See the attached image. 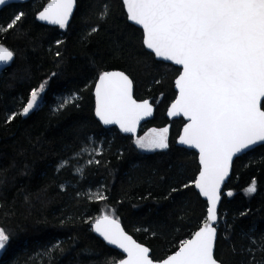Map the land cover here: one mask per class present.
<instances>
[{
    "label": "trees",
    "instance_id": "obj_1",
    "mask_svg": "<svg viewBox=\"0 0 264 264\" xmlns=\"http://www.w3.org/2000/svg\"><path fill=\"white\" fill-rule=\"evenodd\" d=\"M48 1L0 11V26L23 14L0 33V43L14 53L0 75V228L9 234L0 264H118L123 255L93 228L105 213L162 261L203 225L208 208L195 189L197 154L176 146L184 121L166 117L180 70L145 49L143 32L128 22L121 0H77L65 28L39 22ZM112 70L125 72L135 98L155 107L140 136L151 126L171 125L167 148L140 149L133 137L97 121L95 84ZM42 83L40 106L7 122ZM68 97L73 102L60 107ZM253 180L256 191L249 195ZM96 192L107 199L90 198ZM217 231L221 264H264V145L235 160Z\"/></svg>",
    "mask_w": 264,
    "mask_h": 264
},
{
    "label": "snow or ice",
    "instance_id": "obj_2",
    "mask_svg": "<svg viewBox=\"0 0 264 264\" xmlns=\"http://www.w3.org/2000/svg\"><path fill=\"white\" fill-rule=\"evenodd\" d=\"M75 2L49 0L38 18L65 28ZM6 3L0 0V6ZM123 4L128 18L142 26L146 47L157 57L182 66L175 81L179 96L169 115L182 114L190 121L179 142L199 149L202 167L195 186L209 206L199 230L180 241L179 250L162 261H154L150 249L125 232L113 214L95 219L94 231L127 254L118 264H221L214 255L221 185L233 157L264 142V0H123ZM22 15L0 26V33L14 28ZM107 15L105 5L101 19ZM13 57L14 53L0 43V64L10 63ZM132 84L124 72H104L95 88L97 117L105 125H119L126 133H135L140 121L153 111L148 100L133 98ZM44 90V83L33 89L26 105L7 122L17 115L27 116L37 107ZM73 100L65 98L60 107ZM167 132V128L153 129L135 143L149 151L167 148ZM67 163L62 162L61 167ZM245 191L249 195L256 191L255 180ZM90 198L107 199L102 192ZM8 241L9 234L0 228V250Z\"/></svg>",
    "mask_w": 264,
    "mask_h": 264
},
{
    "label": "water",
    "instance_id": "obj_3",
    "mask_svg": "<svg viewBox=\"0 0 264 264\" xmlns=\"http://www.w3.org/2000/svg\"><path fill=\"white\" fill-rule=\"evenodd\" d=\"M30 1H31V0H7V3H6L5 5L0 6V11H2V10H3L4 8H6L7 6L14 5V4H26V3H29ZM48 2H49V1H48ZM48 2L43 6V8H42L41 11H43V9L47 6ZM121 2H122V4H123V0H121ZM123 6H124V9H125V12H126V15H127L128 22H129L131 25L135 26L136 28L140 29V30L143 32V43H144V31H143L142 26L136 24L135 22L131 21V20L128 18V13H127L126 6H125L124 4H123ZM76 10H77V0H76V2H75L74 8H73V12H72L71 17L69 18V21H68L67 26L71 23V21H72V19H73V17H74V14H75V12H76ZM41 11H40V12H41ZM40 12H39V13H40ZM38 15H39V14H38ZM38 20H39V22H40L41 24H43V25H45V26L60 27L59 25L49 23L48 21H42V20H40L39 18H38ZM144 47H145V49H146L149 53H151V54L154 55V57H155V59H156L157 61H159V62H163V63H165V64L173 65L174 67H176V68H178V69L180 70L179 75L181 74V72H182V66H181V65H176L173 61H169V60H165V59H163V58H161V57H157V56L155 55V53H154L151 49H148V48L146 47L145 44H144ZM13 60H14V57H13ZM13 60H12L10 63H8V64H0V75H1L6 69H8V68L11 66ZM107 72H123V71H120V70H112V71H107ZM124 73H125V72H124ZM125 74H126V73H125ZM126 75H127V74H126ZM179 75L177 76V78L175 79V81L178 79ZM127 76H128V75H127ZM128 77H129V76H128ZM129 79H131V78L129 77ZM131 80H132V79H131ZM98 81H99V78H98V80H97V82H96V84H95V88H96V85H97ZM132 82H133V80H132ZM95 88H94V95H95ZM174 90H175V92H176V97H175L174 101L170 104V106L168 107L167 112H166V117H167V119H168L170 122L175 121V120H180V119H182V120L184 121V125H183V127H182V129H181V132H180V134H179V136H178V138H177V140H176V146L179 147V148H183V149H186V150H190V151L195 152V153L197 154V156H198V162H199L200 171H201V167H202V166H201L200 161H199V155H200V154H199V149H197V148H195V147H192V146H190V145L182 144V143L179 142V141H180V137L183 135L184 127H185L188 123H190L189 119H188L187 117L183 116L182 114H180V115H174V116H170V115H169V111H170V109H171V105L175 102V100H176V99L178 98V96H179V90L177 89L175 82H174ZM132 95H133V98L136 99L135 96H134V83L132 84ZM136 100H137V99H136ZM147 100L151 103V101H150L149 99H147ZM137 101H138V102H142V101H144V100H137ZM263 102H264V100L261 101V106L263 105ZM151 104H152V103H151ZM152 107H153L152 114H151L150 116H146L145 118H143V119L140 121V123H139L138 126H137V129H136V132H135V133H126V132H123V131L120 129L119 125H116V124L105 125V124L99 119V117H97L95 110H94V112H95V117H96L97 121L101 124V126H102L103 128H105V129L116 128V129H117L122 135H124V136H130V137H133L134 139H136V138H138V136L140 135V130H141V128L143 127V125H145L146 123H148V122H150V121H152V120L154 119V116H155V107H154L153 104H152ZM95 109H96V95H95ZM262 109H263V108H262ZM164 128H167V129H168V132H167V138L169 139V133H170L171 125L168 124V125L165 126ZM263 145H264V142H258L256 145H254V146H250L248 149L242 151L241 153H239V154H237L236 156L233 157V159H232V161H231V166H230V169H229V173H228V175L226 176L224 182L222 183V185H221V189H220L221 199H220V202H219V204H218V206H217V216H218V221H217V223H216V225H215L216 227H218V224H219V210H220L221 203H222V201H223V190H224V187H225L227 181L231 178V175H232V171H233V166H234V162H235V160H236L237 158H240V157L243 156L244 154H246V153H248V152H250V151H252V150H254V149H256V148H258V147H260V146H263ZM200 171H199V173H200ZM199 173H198V175H197V177H196V180H197L198 177H199ZM195 189H196V191L200 194L201 198H202L204 201H206V203H207V205H208V201H207L206 197H204V196L200 193L199 189L196 188V186H195ZM208 206H209V205H208ZM206 219H207V215H206ZM205 221H206V220H205ZM94 227H95V225H93V228H94ZM121 227L123 228L122 225H121ZM123 229H124V228H123ZM198 230H199V229H198ZM198 230H197V231H198ZM125 232H126V231H125ZM96 234H97V235L101 238V240H102L103 242H105L109 247H111V248L114 249V250H117L120 254H122V255H123V259H126V258H127V254L124 253L122 249L118 248V247L115 246V245H111V244L107 243V242L104 240V238H103L102 236L99 235V233L96 232ZM128 234H129V233H128ZM129 235H130V234H129ZM133 239H134V238H133ZM217 239H218V231H217ZM217 239H216V243H217ZM134 240H135V239H134ZM137 243H139V242L137 241ZM216 243H215V249H216ZM144 246H145V245H144ZM146 247H147V246H146ZM178 250H179V249H178ZM178 250H177V251H178ZM174 253H175V252H174ZM174 253H173V254H174ZM149 255L151 256V250H150V252H149ZM171 255H172V254H171ZM214 255H215V250H214ZM165 259H166V258H165Z\"/></svg>",
    "mask_w": 264,
    "mask_h": 264
},
{
    "label": "rangeland",
    "instance_id": "obj_4",
    "mask_svg": "<svg viewBox=\"0 0 264 264\" xmlns=\"http://www.w3.org/2000/svg\"><path fill=\"white\" fill-rule=\"evenodd\" d=\"M44 93H45V90H44V92H42V93L40 94V98H39V100H38L37 107H35L32 111L36 110V109L40 106V104H41V102H42V97H43ZM32 111H30V112H32ZM30 112H29V113H30ZM149 134H151V133H149ZM149 134H144V135H142V137H147ZM140 138H141V137H140ZM1 253H2V250H0V255H1Z\"/></svg>",
    "mask_w": 264,
    "mask_h": 264
},
{
    "label": "flooded vegetation",
    "instance_id": "obj_5",
    "mask_svg": "<svg viewBox=\"0 0 264 264\" xmlns=\"http://www.w3.org/2000/svg\"><path fill=\"white\" fill-rule=\"evenodd\" d=\"M153 129H156L155 127H153V126H151V127H149L147 130H146V132H145V134H149V133H152V130ZM157 131H159V129H156ZM161 130V129H160ZM166 136H167V134H166ZM140 137H142V135L140 136H138V138H136L135 140H137V139H139ZM167 141H168V138H167Z\"/></svg>",
    "mask_w": 264,
    "mask_h": 264
}]
</instances>
